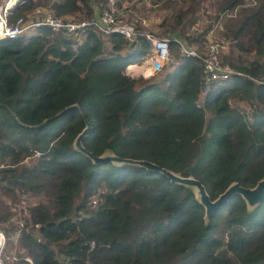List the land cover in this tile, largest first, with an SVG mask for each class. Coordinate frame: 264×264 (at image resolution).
Segmentation results:
<instances>
[{"label": "trees", "instance_id": "1", "mask_svg": "<svg viewBox=\"0 0 264 264\" xmlns=\"http://www.w3.org/2000/svg\"><path fill=\"white\" fill-rule=\"evenodd\" d=\"M202 1L153 0L168 11L162 32L200 50L210 23L189 27ZM92 3L58 0L52 8L85 18L94 15ZM211 5L218 13L236 9L219 32L234 41L239 60L225 57L236 72L214 83L200 105L202 61L174 40V60L162 75L125 72L149 52L141 27L132 41L112 33L108 52L91 30L76 48L46 26L0 39V191L46 197L27 206L19 238L32 264H59L60 255L91 264H264V200L248 210L237 194L205 221L189 186L139 165L93 163L73 146L88 120L82 142L93 154L109 149L192 175L211 198L233 181L252 186L264 176V0ZM234 100L255 102L251 117ZM7 216L0 207V219Z\"/></svg>", "mask_w": 264, "mask_h": 264}, {"label": "built area", "instance_id": "2", "mask_svg": "<svg viewBox=\"0 0 264 264\" xmlns=\"http://www.w3.org/2000/svg\"><path fill=\"white\" fill-rule=\"evenodd\" d=\"M15 1L16 0H5L4 2H0V38L28 36L37 32L39 27L46 26L50 28L51 31L62 33L64 36L71 39V45L73 48H76V46L84 39L86 32L89 30L100 36L104 42L108 40L109 36L114 32L121 33L129 41H132L135 39L139 31V29L135 26V20L143 25L140 26L142 28L141 32H143L144 36L150 43L149 52L143 56L140 66L148 63L149 65L145 64L146 67H149L150 71L152 69L155 72H157L164 63L168 64L173 62L174 59L171 55L169 42L172 40L176 41L179 44L182 53L197 56L202 61V82L200 95L197 101L198 105L203 103L204 96L208 93L214 83L221 81L236 72L231 65L224 63L222 60V53L228 48L230 38L220 41L208 38L205 41V51L202 53L198 52L196 48L194 49L193 45H188L185 39L181 36H169L163 32V36H155L144 27H148L151 23H155L157 27L161 28L160 22L167 16V12L162 16L152 15L149 18L137 16L134 20H128L126 19V6L128 5L124 2H131V0H104V2L101 3V6L99 5L94 8L95 12L93 16L85 18H66L72 16L58 15L51 6L46 5L37 6L34 8L33 14L31 15H20L12 20H9L8 14L10 12L8 11V7ZM235 12L236 9L226 10L222 12V16L234 15ZM192 26L195 27V25ZM207 34L208 31L206 32V37ZM127 66L125 72L127 71L126 73L133 77L134 74L128 71ZM26 200L27 195L22 194L19 201L13 204L15 207H11L13 215L10 220L13 222V227L9 236H11L10 241L14 245L18 244L24 226V222L20 215H28ZM95 202L96 200L93 199V203ZM7 235L6 230L0 227V264H6V256H3V251ZM59 264L91 263L88 261L83 263L73 261L68 257L60 255Z\"/></svg>", "mask_w": 264, "mask_h": 264}, {"label": "rangeland", "instance_id": "3", "mask_svg": "<svg viewBox=\"0 0 264 264\" xmlns=\"http://www.w3.org/2000/svg\"><path fill=\"white\" fill-rule=\"evenodd\" d=\"M4 2L5 0H0V2ZM54 1H58V0H33L32 6L30 8H28L23 15H31L33 14V10L34 8H36L37 6H51L53 5ZM153 0H131V2H124L126 5V10H127V14H126V19L128 20H134L135 17L140 16V17H146L149 18L152 15H163L166 14V12L168 13L167 10H165L163 7H161V2H152ZM211 1L212 0H204L202 1V6L200 7L199 10H197L196 14H197V19L196 22L193 24L195 25V27H193L192 25L189 27L190 31H200L202 28L205 29V26L207 24H209L206 27V32L208 31L207 37H206V33H205V40L204 43L202 44L203 46L200 48V50H198V48L196 46H194V49L196 48L198 50V52H204L205 51V46L206 43L205 41L209 38L211 40H225V37H222L220 35L219 30L221 29L220 23L222 22L224 16H222V13H218L214 7H212L211 5ZM249 1H253V0H249ZM97 3H100L99 5L101 6V3L104 2V0H96ZM23 4V3H22ZM21 4V5H22ZM230 16V15H227ZM66 18H77V17H66ZM135 26L136 28H139L141 25V23H139L138 21H135ZM158 24V23H157ZM147 30H149L152 34H154L155 36L161 37L163 36V29L165 27H157V25H155V23H151L148 27H144ZM233 42L230 39V42L228 44V48L222 53V60L224 63H228L225 60V57L227 55H231V57L229 58L230 60H239L238 57V53L234 50L233 48ZM150 45V43H149ZM107 43L105 44V52H108V48H107ZM172 53V50H171ZM255 55L253 53H250L248 55L243 54L242 58H246L245 60H243L241 63H247V61H249L251 58H254ZM141 59L139 62L134 63L133 68L131 69L132 74H134L133 77H142L144 79H151L153 76H160L164 73V71L166 70L167 64L164 63L163 66L157 71H153L151 69H149V67H146L145 64L149 65L148 63H145L143 65L140 66V64L142 63ZM138 64V65H137ZM229 64V63H228ZM230 65V64H229ZM128 71L129 68H128ZM140 74V75H138ZM141 74H143L144 76H142ZM150 74V75H149ZM235 104H238L239 106H241L246 115L251 117L252 112L255 110L256 108V103L255 102H251V101H245V100H234L232 101ZM35 156H32L26 160L23 161V163H27L28 160H32ZM6 163V162H4ZM0 166H2V164H0ZM15 197H13L12 195L6 194V193H2L0 191V207L3 208L4 210H6L9 213V216H7L4 219H0V227L4 228L6 230L7 235V239H6V244H5V248L3 251V256H6V264H32V260L31 258L24 254V247L21 246L20 242H18L17 245H14L11 241L10 238L11 236H9L12 232V227H13V222L10 220L11 216L13 215V212L11 211V207H15L13 204L17 201H19V198L22 194H26L27 195V200H26V208L27 206H31L32 204L39 202V201H45L46 197H44L41 194H34L31 192H24L22 191V189H15ZM20 217L22 218L23 222H24V226L25 223L28 222L27 220V216H24L23 214L20 215ZM23 226V227H24ZM29 258V259H27Z\"/></svg>", "mask_w": 264, "mask_h": 264}, {"label": "water", "instance_id": "4", "mask_svg": "<svg viewBox=\"0 0 264 264\" xmlns=\"http://www.w3.org/2000/svg\"><path fill=\"white\" fill-rule=\"evenodd\" d=\"M29 0H16L11 6L8 7L9 12H15L21 6L22 3H25ZM6 38V37H2ZM1 39V38H0ZM77 104H72L66 106L65 108L58 111L54 116L50 118H46L41 123L48 121L51 118H54L67 110L76 107ZM86 124L82 128V130L77 134V136L73 140V146L76 150L83 152L88 157L91 158L93 163H106L112 162L113 164L122 166L126 164L139 165L143 168L160 172L165 175L170 182L183 184L185 186H189L192 188L195 198L198 200L200 204L204 207V220L207 221L210 214L215 210L220 209L221 207L228 204L229 200L235 196L240 195L246 205L248 210L253 209L256 205L264 200V176L259 178L256 183L252 186H244L240 184L238 181H233L228 184L221 192L217 194L216 197L211 198L202 181L192 175H182L178 172H175L165 166H161L156 162H153L148 159L141 158H132L119 156L113 153L111 150L107 149L101 154H93L92 151L88 150L83 145V138L88 134L91 124L88 120L85 121ZM41 125V124H38Z\"/></svg>", "mask_w": 264, "mask_h": 264}, {"label": "crops", "instance_id": "5", "mask_svg": "<svg viewBox=\"0 0 264 264\" xmlns=\"http://www.w3.org/2000/svg\"><path fill=\"white\" fill-rule=\"evenodd\" d=\"M92 2H93L92 5H93L94 8H96V7L99 6V4L96 2V0H92ZM106 43H107V45H108L107 48L110 49V48H109V47H110V44H109L110 41H109V39L106 40V41L104 42V46H105ZM132 64L134 65V63H131V65H132ZM167 67H168V69H170V68H171V64L168 63V64H167ZM167 67H166V68H167ZM126 72H127V71H126ZM164 72H165V71H164ZM141 75L144 76L143 74H141Z\"/></svg>", "mask_w": 264, "mask_h": 264}, {"label": "bare ground", "instance_id": "6", "mask_svg": "<svg viewBox=\"0 0 264 264\" xmlns=\"http://www.w3.org/2000/svg\"><path fill=\"white\" fill-rule=\"evenodd\" d=\"M133 65V64H132ZM138 65V64H137ZM131 65H128L127 68H129ZM130 73H132V71H129Z\"/></svg>", "mask_w": 264, "mask_h": 264}, {"label": "clouds", "instance_id": "7", "mask_svg": "<svg viewBox=\"0 0 264 264\" xmlns=\"http://www.w3.org/2000/svg\"><path fill=\"white\" fill-rule=\"evenodd\" d=\"M131 64V63H130ZM126 69V68H125ZM140 75V74H139Z\"/></svg>", "mask_w": 264, "mask_h": 264}]
</instances>
